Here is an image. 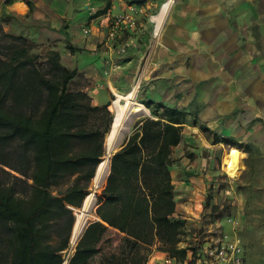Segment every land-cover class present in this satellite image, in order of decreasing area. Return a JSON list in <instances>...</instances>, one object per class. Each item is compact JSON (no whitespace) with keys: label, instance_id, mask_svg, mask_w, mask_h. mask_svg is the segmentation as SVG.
Segmentation results:
<instances>
[{"label":"trees","instance_id":"16d2710c","mask_svg":"<svg viewBox=\"0 0 264 264\" xmlns=\"http://www.w3.org/2000/svg\"><path fill=\"white\" fill-rule=\"evenodd\" d=\"M0 35V264H62L74 222L70 207H81L88 192L113 114L108 103L70 89L78 70L64 65L58 50L41 60L28 36L5 32L1 23ZM143 103L153 116L137 121L112 155L96 219L68 264H146L155 241L179 261L191 250L183 245L185 221L172 216L170 172L185 112L152 99ZM68 175L72 184L53 194L50 188Z\"/></svg>","mask_w":264,"mask_h":264},{"label":"crops","instance_id":"0c3cea01","mask_svg":"<svg viewBox=\"0 0 264 264\" xmlns=\"http://www.w3.org/2000/svg\"><path fill=\"white\" fill-rule=\"evenodd\" d=\"M30 1L31 9L24 0H0V9L30 23L33 32L29 27L26 35L36 41H68L78 47L75 67L95 79L89 78L91 91L87 92L94 97L92 93L99 91L98 105L103 104L107 83L122 75L131 79L137 75L144 49L156 43L146 61L155 66L141 68L139 76L149 85L148 98L185 112L181 140L173 148L193 145L187 139H197L216 150L210 160L215 155L223 159L232 148L242 154L243 165L234 178L244 179L238 183L232 206L242 228L244 264H264V0H176L164 17L158 41L151 37L153 23L148 16L156 15L166 0ZM129 5L146 10L141 28L112 42L106 34L105 13ZM49 32L53 39L49 40ZM123 42L127 49L119 57L113 47ZM201 159L191 164L198 165ZM190 172V177L201 180L214 177L217 169L194 166ZM178 210L176 204L173 217H192L178 215ZM74 251L75 246L67 264ZM191 254L187 250L184 261L176 260L155 241L146 264H192Z\"/></svg>","mask_w":264,"mask_h":264},{"label":"rangeland","instance_id":"374dc122","mask_svg":"<svg viewBox=\"0 0 264 264\" xmlns=\"http://www.w3.org/2000/svg\"><path fill=\"white\" fill-rule=\"evenodd\" d=\"M176 0H172L169 9L174 6ZM161 7L156 11V13L159 12ZM169 11V10H168ZM164 21V20H163ZM0 23L4 29L5 32L12 33V34H24L26 35L27 29L30 27V34L33 32L32 27L30 26V23L23 22L16 16V13L12 12H6L4 9H0ZM163 25V22H162ZM161 25L159 35L157 36V41L161 37V29L163 28ZM49 35V40L53 39L52 33H47ZM1 36V35H0ZM27 36V35H26ZM29 37V36H28ZM44 38V36H42ZM31 40H33V47L31 49L32 53H36L38 59L40 58L43 60V58L46 56V51L49 49H56V45L58 46V50L61 52V56L59 57L61 59V62L68 66L69 68L75 67V60H74V52H70L66 48V42L62 41L54 42L51 41L47 43L44 40L36 41L29 37ZM30 40V41H31ZM156 44V43H155ZM155 44L153 45V50L155 48ZM159 45V44H158ZM57 50V49H56ZM146 57H143L141 62L139 63V69L137 67V75H134V77L129 78L122 75L119 76V79L114 81H109L107 83V92L103 93L102 101L103 104L108 103V108L113 114V108H112V100L115 97V91L119 92H125L132 88L134 85H137L136 88V98L138 102H141L144 106H146L143 102L148 100V92H149V85L147 81L143 77H139L143 71H140L141 68L143 69H149L155 66L154 64H147L144 59ZM80 59V58H79ZM82 61V58H81ZM83 62V61H82ZM91 78L89 75L86 76L83 72H78L76 76L73 78V80L70 82L69 87L72 91L75 90H85V91H91L89 84L91 81L89 80ZM93 79V78H91ZM95 79H93L94 81ZM95 82V81H94ZM99 92V91H98ZM98 92H93L92 94L94 97H92L93 103H97V94ZM100 97V96H99ZM149 109V114L143 115L141 118H139L137 121L143 119L144 117L152 116L151 108L146 106ZM155 108V105L153 106ZM133 123V126H131L130 133L132 132L135 123ZM108 132V131H107ZM105 133V136L107 134ZM189 141H192L193 145H189L186 147L179 146L172 149V157L174 158V163L170 169L173 182L175 185V191H174V198L176 201V204L178 205V215H182L183 213L191 215L190 217V223L192 224V230L187 234L185 241L183 242V245H189V247L192 250L191 258H192V264H201L202 261L199 260V253L202 246L207 241L206 239H211L209 241H218V240H229V241H238L241 243V225L238 218L235 217V211L233 210V198L235 195V192L238 191L236 188L238 186V183H241L243 181L242 175H239L237 178H234V175H230L226 169L224 164V157L227 155L226 151L223 156V159L218 157V155H215V158L210 160V157L213 153H217L216 150H212L210 145H207L205 143L197 142V139H187ZM105 141V138H104ZM195 143V144H194ZM214 155V154H213ZM104 156V155H103ZM202 158L201 162H198V165L191 164L193 161H195L196 158ZM242 154L240 156V167L238 171L242 168ZM196 166V168H210L214 167L217 169V172L214 174V177L206 176L203 177L201 180H198L196 176H189L188 173L190 172V169ZM74 179V176H64L60 182L56 185H53L50 190L53 194H60L63 193L66 188L72 184ZM92 180V179H91ZM90 180L88 184V190L90 191L92 188V181ZM91 183V184H90ZM105 182L101 187H99L97 191L96 200L93 206V209L91 210L90 216L88 221L96 217L95 215V207L97 203L98 197L101 195L102 188L104 186ZM204 184V186H202ZM234 190V193L232 194L231 191ZM88 191V192H89ZM242 195V193H238ZM200 201V204L198 203ZM68 206V205H67ZM70 207V206H68ZM193 210V213L189 212L188 208ZM74 216L75 220V213L79 209V207L72 206L70 207ZM78 208V209H77ZM195 211L198 212L195 214ZM240 214V212H239ZM94 216V217H93ZM181 218V217H179ZM46 239V238H45ZM52 243L56 241V237L51 235L49 239ZM77 242V241H76ZM75 245H71L69 242V246L67 249L62 251V258L63 260L68 257V255L73 251ZM63 263V262H62Z\"/></svg>","mask_w":264,"mask_h":264},{"label":"bare ground","instance_id":"6f19581e","mask_svg":"<svg viewBox=\"0 0 264 264\" xmlns=\"http://www.w3.org/2000/svg\"><path fill=\"white\" fill-rule=\"evenodd\" d=\"M172 0H166L162 3L161 8L158 13L154 16L156 19L157 25L156 28L160 29L164 17L170 7ZM137 85H134L132 88L125 92L115 91V97L112 100V108H113V116H116L115 127L120 130L123 135L130 131L133 123L141 118L143 115L149 114V109L144 106L141 102L137 101ZM125 116L129 117V122L124 128L123 118ZM124 128V129H123ZM112 132V135L117 133ZM125 131V133H124ZM110 135V137H112ZM108 137V133L106 135ZM122 139V138H121ZM124 139V136H123ZM112 151L105 152L102 160L99 163V170L97 174L92 178V188L89 192H87L82 200L81 207L75 213V220L73 223V228L70 235V243L74 245L78 238L80 237L93 209L97 191L99 187L103 185L106 180V176L109 171L110 166V157ZM240 154L236 149H231L227 155L224 157L225 169L230 175H234L238 172L240 167ZM91 184V183H90ZM62 264H67V259L63 260Z\"/></svg>","mask_w":264,"mask_h":264},{"label":"built area","instance_id":"2783aa9c","mask_svg":"<svg viewBox=\"0 0 264 264\" xmlns=\"http://www.w3.org/2000/svg\"><path fill=\"white\" fill-rule=\"evenodd\" d=\"M145 13L146 10L142 6L140 7L135 5H129L128 9L119 12H114L112 9H107L105 13L107 37L113 42L124 32H137L139 27L141 28V17ZM154 16L155 15H149L148 18L153 23L151 37L156 39L159 35L160 29L156 28L157 22ZM82 30L84 32H87L84 27L82 28ZM126 49V42L120 43L116 49L115 46L113 47V50H116V54L119 57L123 56V54L126 52ZM152 50V45H147V47L144 49L143 57L147 56V58L144 59L145 61L149 62ZM181 218L183 219V221H185L186 231L187 233H189L193 228L190 220L184 216H182ZM206 240L207 241L202 246L199 253V260L202 261L201 264H244V249L241 243H239L237 240L233 242L229 240ZM190 251L192 252V250Z\"/></svg>","mask_w":264,"mask_h":264},{"label":"water","instance_id":"95a60500","mask_svg":"<svg viewBox=\"0 0 264 264\" xmlns=\"http://www.w3.org/2000/svg\"><path fill=\"white\" fill-rule=\"evenodd\" d=\"M69 10H71V8ZM68 14H70V11H69ZM115 122H116V116H113L110 128H109V130L107 132L108 133V137L105 136V141H103L104 142V154H105V152L112 151L111 152L112 153L111 157L118 149H120L125 144V139L130 134L129 131H128V133H126V135L125 134L123 135V133H121L120 130L117 131V129L115 127ZM128 122H129V117L125 116L123 118L124 128L126 127ZM114 130H116L117 133L112 135V132H115ZM124 133H125V131H124ZM110 135H112V137H110ZM123 136H124V139H123ZM111 157H110V159H111ZM101 160H102V158H101ZM99 163L96 166V169H95V172H94V176L97 174V172L99 170ZM108 173H109V171H108Z\"/></svg>","mask_w":264,"mask_h":264}]
</instances>
